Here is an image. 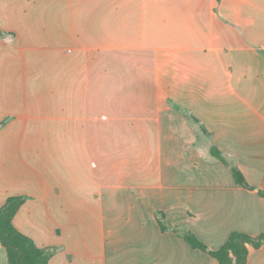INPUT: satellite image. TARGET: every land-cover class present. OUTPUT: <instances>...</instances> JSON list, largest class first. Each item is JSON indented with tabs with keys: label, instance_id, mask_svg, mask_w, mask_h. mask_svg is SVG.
<instances>
[{
	"label": "crops",
	"instance_id": "obj_1",
	"mask_svg": "<svg viewBox=\"0 0 264 264\" xmlns=\"http://www.w3.org/2000/svg\"><path fill=\"white\" fill-rule=\"evenodd\" d=\"M259 190L264 0H0V207L47 264H217L157 214L218 248Z\"/></svg>",
	"mask_w": 264,
	"mask_h": 264
},
{
	"label": "trees",
	"instance_id": "obj_2",
	"mask_svg": "<svg viewBox=\"0 0 264 264\" xmlns=\"http://www.w3.org/2000/svg\"><path fill=\"white\" fill-rule=\"evenodd\" d=\"M203 131L205 129L202 127ZM211 154L227 163L221 151L216 146H211ZM235 182L245 188L249 186L242 173L235 166H231ZM264 196V190L258 191ZM26 197L21 195L9 196L0 207V243L5 249L7 264H47L54 248L38 247L33 240L21 233L13 224V217ZM164 214L159 212L157 220L161 231L171 230L184 239L192 248L206 252L213 257L217 264H245L249 248H259L264 245V233L249 235L240 231H232L226 241L218 248H210L201 241L191 230H178L164 222Z\"/></svg>",
	"mask_w": 264,
	"mask_h": 264
}]
</instances>
